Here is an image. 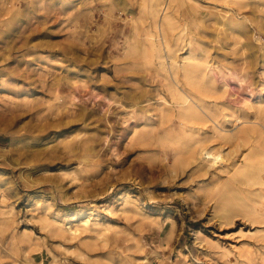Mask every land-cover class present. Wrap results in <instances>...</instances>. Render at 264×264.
I'll return each instance as SVG.
<instances>
[{
  "label": "rangeland",
  "instance_id": "rangeland-1",
  "mask_svg": "<svg viewBox=\"0 0 264 264\" xmlns=\"http://www.w3.org/2000/svg\"><path fill=\"white\" fill-rule=\"evenodd\" d=\"M140 10L141 0H0V264H264V197L231 175L246 147L217 145L222 159L198 171L172 163L162 130L132 141L131 110L160 89L124 53ZM175 14L223 86L216 112L249 113L264 87V0H184ZM133 94L151 101L129 106ZM71 210L82 211L74 236L53 217Z\"/></svg>",
  "mask_w": 264,
  "mask_h": 264
},
{
  "label": "bare ground",
  "instance_id": "bare-ground-1",
  "mask_svg": "<svg viewBox=\"0 0 264 264\" xmlns=\"http://www.w3.org/2000/svg\"><path fill=\"white\" fill-rule=\"evenodd\" d=\"M177 2L184 4V0H141L140 21L135 25L134 35L124 52L129 66L151 70L160 83L153 103L140 108L138 113L137 108L131 110L136 113L135 119L141 122L140 126L135 125L132 141L145 144L155 137V132L162 130L164 144L173 148L172 163L196 162L198 171L211 168L218 159L220 161L221 154L215 146L226 144L236 150L246 147L248 151L240 153L243 163L234 165L231 175H239L246 182L241 193L264 197V87L258 100L250 105L249 113L242 117L241 113L236 114L228 119L219 116L215 104L221 103L223 86L215 82V70L206 53L197 51L191 39H182L185 29L175 14ZM183 48L186 51L181 56L178 51ZM139 99L133 94L129 106L151 101L148 97ZM241 124L245 126L241 127ZM233 128L237 129L232 131ZM19 143L18 137L13 135L8 145L12 147ZM210 143L214 145L208 146ZM245 210L248 215L263 217L254 204L246 205ZM81 213V210H71L65 213V217L56 214L54 223L62 232L74 236L80 226L73 225L71 220H76ZM80 222L85 227L88 220ZM249 252L241 251V256L251 260Z\"/></svg>",
  "mask_w": 264,
  "mask_h": 264
}]
</instances>
